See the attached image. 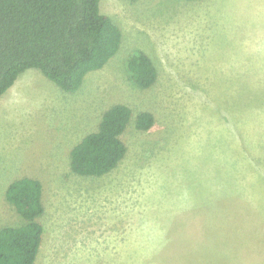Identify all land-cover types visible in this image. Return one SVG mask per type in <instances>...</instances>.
I'll use <instances>...</instances> for the list:
<instances>
[{"label": "rangeland", "instance_id": "374dc122", "mask_svg": "<svg viewBox=\"0 0 264 264\" xmlns=\"http://www.w3.org/2000/svg\"><path fill=\"white\" fill-rule=\"evenodd\" d=\"M99 8L121 30L103 68L74 92L28 68L0 97V227L22 223L5 191L27 176L43 185L34 264H264V0ZM134 50L157 65L147 88L130 78ZM116 103L131 109L124 158L71 172L70 148Z\"/></svg>", "mask_w": 264, "mask_h": 264}, {"label": "trees", "instance_id": "16d2710c", "mask_svg": "<svg viewBox=\"0 0 264 264\" xmlns=\"http://www.w3.org/2000/svg\"><path fill=\"white\" fill-rule=\"evenodd\" d=\"M99 1L0 0V97L28 68H37L65 92L76 91L86 74L103 68L119 48L121 30L101 12ZM127 68L139 87L158 80L157 65L142 50L133 51ZM248 105H238L239 112ZM130 116L131 109L121 103L104 110L94 125L97 128L68 149L70 171L86 176L111 172L127 151L120 135ZM154 121L148 111L136 116L142 131ZM42 191L41 181L27 176L7 186L6 200L22 223L0 227V264H34L43 238Z\"/></svg>", "mask_w": 264, "mask_h": 264}]
</instances>
